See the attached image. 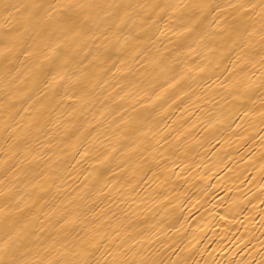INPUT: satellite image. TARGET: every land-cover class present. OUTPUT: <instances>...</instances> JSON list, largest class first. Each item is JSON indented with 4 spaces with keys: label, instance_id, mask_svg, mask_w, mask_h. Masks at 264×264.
Segmentation results:
<instances>
[{
    "label": "bare ground",
    "instance_id": "obj_1",
    "mask_svg": "<svg viewBox=\"0 0 264 264\" xmlns=\"http://www.w3.org/2000/svg\"><path fill=\"white\" fill-rule=\"evenodd\" d=\"M259 3L0 0V260L262 264Z\"/></svg>",
    "mask_w": 264,
    "mask_h": 264
},
{
    "label": "snow or ice",
    "instance_id": "obj_2",
    "mask_svg": "<svg viewBox=\"0 0 264 264\" xmlns=\"http://www.w3.org/2000/svg\"><path fill=\"white\" fill-rule=\"evenodd\" d=\"M8 7H15V6L14 5L10 6V5H7V4L4 5L5 10H7ZM33 7L35 8V7H39V6H33ZM65 7H69L70 8L71 6L68 5V6H65ZM230 7H233V8L239 7V9L241 11H243L245 9V5L244 4H240L239 6L230 5ZM248 7L252 8V9H255V8L259 7L260 13H261V17H262V19H264V0H260L259 5L250 4V5H248ZM244 14L247 15L246 12ZM184 31L187 32V31H190V29L189 28H185ZM244 31H246V29H244ZM262 31H264V28H262ZM242 39H243L242 35L239 34V32H238L237 42H239ZM262 40H264V35H262ZM260 62L262 64V66H264V54L261 55V61ZM61 78H63V77H61ZM237 86H238V97L237 98H240V95H242L243 92H246L248 90V85L246 83H244L242 80H240V81H237ZM261 87H264V81H262ZM0 264H14V262H6V261H3V260H0ZM65 264H78V262H76V261H66ZM111 264H162V262H158V261H156L154 259H140V260L131 259L130 260V259H127V258L122 257L120 255H117V256H114ZM262 264H264V262H262Z\"/></svg>",
    "mask_w": 264,
    "mask_h": 264
}]
</instances>
